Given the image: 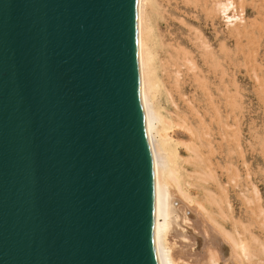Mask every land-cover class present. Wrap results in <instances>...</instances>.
<instances>
[{
  "label": "water",
  "instance_id": "water-1",
  "mask_svg": "<svg viewBox=\"0 0 264 264\" xmlns=\"http://www.w3.org/2000/svg\"><path fill=\"white\" fill-rule=\"evenodd\" d=\"M138 0H0V264H160Z\"/></svg>",
  "mask_w": 264,
  "mask_h": 264
},
{
  "label": "bare ground",
  "instance_id": "bare-ground-1",
  "mask_svg": "<svg viewBox=\"0 0 264 264\" xmlns=\"http://www.w3.org/2000/svg\"><path fill=\"white\" fill-rule=\"evenodd\" d=\"M247 2L240 3L246 8ZM256 4L250 5L257 16L243 23L232 0H138L140 92L154 156L160 264H242V222L229 212L231 193L239 210L242 204L243 108L241 88L228 79V69L241 56L256 61L246 49L255 29L264 27L263 8ZM217 17L235 25L226 31L235 49L222 33L218 43L216 31L214 39L206 37L203 26ZM233 111L236 133L230 132ZM230 218L233 235L225 228Z\"/></svg>",
  "mask_w": 264,
  "mask_h": 264
},
{
  "label": "rangeland",
  "instance_id": "rangeland-1",
  "mask_svg": "<svg viewBox=\"0 0 264 264\" xmlns=\"http://www.w3.org/2000/svg\"><path fill=\"white\" fill-rule=\"evenodd\" d=\"M232 1L235 2L237 7L236 14L241 17V22L253 20L257 16L251 7L252 3H257L258 7L263 8V10L261 9V18H264V0H256L257 2L255 0H246L248 1L246 8L242 7L241 0ZM261 18L260 23L262 22ZM213 21L212 23H208L206 27L203 26L206 37L214 39L216 31L219 33L215 37L218 43V38L221 37L222 33L228 39L226 40L227 46L230 49L232 48L231 50L235 49V41L227 33L231 28H235V25L234 27L233 25H229L228 27L227 22L218 17ZM257 32L260 33L258 34ZM254 34L253 39L250 40L251 42L249 41L246 45V49L247 46L250 52L252 49L256 57L255 63L254 61L249 62L248 60L250 59L245 60L241 56L238 63L230 64V68L228 69V79L236 81L241 88V103L243 108L241 109L242 113L240 112L239 114L241 123L240 142L242 152L244 153L240 159L241 188H244L242 204L239 210L235 195L231 193L232 197L230 200L234 206V211H228L233 218L237 219L239 217L242 222L244 239V258L242 259V264H264V92H262L264 90V37H262V34L264 35V27L260 30L256 28ZM253 41L255 43L251 46ZM245 43L244 41L243 44ZM233 115H235V111L232 112L229 118L231 125L230 132L236 133L237 126L232 123L234 121ZM231 141L234 142L233 134L231 135ZM218 219L221 220L219 217ZM225 228L230 235L234 234L235 226L231 218L230 221L225 223Z\"/></svg>",
  "mask_w": 264,
  "mask_h": 264
}]
</instances>
